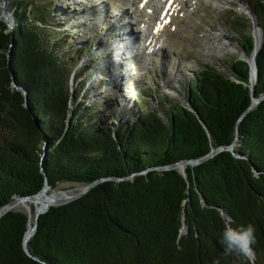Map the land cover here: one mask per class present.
Segmentation results:
<instances>
[{
	"label": "trees",
	"instance_id": "1",
	"mask_svg": "<svg viewBox=\"0 0 264 264\" xmlns=\"http://www.w3.org/2000/svg\"><path fill=\"white\" fill-rule=\"evenodd\" d=\"M248 4L251 24L264 35V0ZM59 8L52 0H12L14 33L0 20V209L42 189V166L50 184L135 177L105 180L80 199L51 207L28 242L32 257L23 248L27 214L8 212L0 219V264H264V100L239 123L234 151L186 166L187 179L176 169L156 170L234 143L238 120L264 95V41L255 90L246 60H234L227 73L205 65L181 90L184 101L159 94L160 109L146 108L116 126L101 121L112 116L116 100L106 99L104 109L81 101L94 62L77 74L85 76L81 86H71L86 52L66 56L68 46H59L57 29L68 22ZM226 22L250 59V21ZM248 224L256 234L254 259L225 256L223 229Z\"/></svg>",
	"mask_w": 264,
	"mask_h": 264
},
{
	"label": "rangeland",
	"instance_id": "2",
	"mask_svg": "<svg viewBox=\"0 0 264 264\" xmlns=\"http://www.w3.org/2000/svg\"><path fill=\"white\" fill-rule=\"evenodd\" d=\"M52 1L60 7L57 14L61 21L68 19L64 29H57L61 36L59 46H68L66 56L83 49L86 52L71 79L72 88H79L84 80L85 76L77 75L82 67L88 68L94 62L81 101L93 106L98 103L104 109L106 99L116 100L111 107L112 116L101 120L107 123L114 120L116 126L146 108L160 109L159 94L184 101L185 93L181 90L205 65L227 73L234 60L245 58L239 38L228 30L226 18L249 20L256 41L260 45L264 41L262 30L255 22L251 24L248 0ZM11 3L12 0H0V20L5 21L6 10L9 23L14 24L13 12L9 10ZM54 22L57 25L60 20L54 17ZM70 29L72 35H66ZM131 39L132 43L125 48ZM112 46H116L115 51ZM107 66L110 72L103 76L100 70ZM100 81L102 85L97 89ZM78 187L61 183L57 189L76 192L74 188ZM35 208L27 202L17 210L26 211L32 223ZM249 258L253 260L254 256Z\"/></svg>",
	"mask_w": 264,
	"mask_h": 264
},
{
	"label": "water",
	"instance_id": "3",
	"mask_svg": "<svg viewBox=\"0 0 264 264\" xmlns=\"http://www.w3.org/2000/svg\"><path fill=\"white\" fill-rule=\"evenodd\" d=\"M248 11L249 13L251 14V17H253V13L251 11L250 8H248ZM7 12L5 10L4 12V18H5V21L8 25V27L11 29V31L14 33V24H10L8 19H7ZM254 23V22H253ZM254 32L255 30L252 31V36L254 38V41H255V35H254ZM14 37V35H12ZM263 44H261L258 48L256 46V42H255V48H254V52L251 56V59H246V58H242L243 60H246L250 66V82H252V76L254 78V81L253 83H251V86H252V89L255 90V87H256V84L258 83V75H257V66H256V56H257V53L258 51L261 49ZM12 86L23 93V95L25 96V100L27 101V95H26V92L25 90H23L21 87H18L17 84L15 83V81H13L12 83ZM254 92V91H253ZM264 100V95L260 96L258 99H253L252 101V104L249 106V108L242 114V116L240 117V119L238 120V123L236 125V138H235V141L234 143H232L231 145L229 146H222V147H219V148H214L210 151L209 154H207L206 156L202 157V158H199V159H192V160H184V161H181V162H177L175 164H172V165H169V166H165V167H158L156 168V170H160V171H164V170H171V169H176L178 170L185 179H187V176H186V173H185V168L186 166L188 165H192V166H195V165H198V164H201L209 159H211L212 157H214L215 155H217L218 153L222 152V151H234V147L238 144V141H239V123L241 122V120L250 112L252 111L253 109H255L257 107V105L262 102ZM25 106H27L25 104ZM190 110H192L190 108ZM46 154L47 152L44 150V153L42 154V157L41 159H45L46 157ZM149 170H152V169H148L140 174H144L146 172H148ZM41 172L44 176V185L42 187V189L37 193V194H34V195H30V196H21V197H16L13 199V201L9 202L7 205H5L3 208L0 209V219L3 218V216H5L8 212L10 211H14V210H17V206L19 203L21 202H33V203H41V202H44L45 199L41 196V192H44L47 188L51 189L52 191H55V192H61V193H66V192H69V190L67 189H57V186L59 185L58 183H55V184H50L49 183V180H48V176L47 174L45 173V171L43 170V166L41 168ZM135 177V174H132L131 176L127 177V178H102L100 180H97L93 183H90L88 185H84V186H80L78 188H74L76 189L77 191L72 193V194H65L63 195L62 197H55L53 199H51L49 202H48V205L44 208V209H38L36 212H35V216L32 220V223L30 222V217L28 215L27 212H24L25 214H27L28 216V229L24 235V238H23V248H24V251L26 252V254H28L29 256L32 257L29 249H28V242L31 240V238L34 236V234L36 233L37 231V227H38V223H39V217L42 215V214H45L49 211V209L51 207H59V206H64V205H67L71 202H74L78 199H80L81 197H83L84 195H86L88 192H90L95 186H97L98 184H100L101 182L105 181V180H110V179H113V180H117V181H122V180H125V179H133ZM19 211V210H18ZM23 212V211H22ZM32 225V226H31ZM188 231V227L186 225V223H184L183 225V228L181 230V233H187ZM252 255H253V252H252Z\"/></svg>",
	"mask_w": 264,
	"mask_h": 264
},
{
	"label": "clouds",
	"instance_id": "4",
	"mask_svg": "<svg viewBox=\"0 0 264 264\" xmlns=\"http://www.w3.org/2000/svg\"><path fill=\"white\" fill-rule=\"evenodd\" d=\"M219 243L225 256H250L252 254V245L256 243L255 229L251 224L241 225L236 228L227 225L220 235Z\"/></svg>",
	"mask_w": 264,
	"mask_h": 264
},
{
	"label": "bare ground",
	"instance_id": "5",
	"mask_svg": "<svg viewBox=\"0 0 264 264\" xmlns=\"http://www.w3.org/2000/svg\"><path fill=\"white\" fill-rule=\"evenodd\" d=\"M115 25V24H114ZM132 41H133V39H131V42H129L128 44H126L124 47L126 48L127 46H129L130 45V43H132ZM258 41V42H257ZM257 41H256V39H255V42H256V46H257V48L260 46V42H259V40L257 39ZM112 48H113V50L115 51L116 50V46H112ZM101 72H102V75L104 74L105 75V73H108V72H110V69H109V67L107 66V69L106 68H103L102 70H100ZM101 72H100V75H101ZM103 75V76H104ZM108 75V74H107ZM252 78H253V76H252ZM103 79V78H102ZM49 190H51V189H49V188H47L44 192H41V196L45 199V201L44 202H41V203H33V202H29V203H33L36 207H37V209L35 208L34 209V211L36 212L38 209H44L47 205H48V202L51 200V199H53V198H55V197H62L63 195H65V194H67V195H69V194H72V193H74V192H72V191H69V192H66V193H61V192H55V191H49ZM25 203H27V202H21V203H19L20 205L22 204H25ZM18 204V206H20ZM18 206H17V208H18ZM24 212H26V211H24ZM29 215V214H28ZM34 216H35V214H34ZM30 217V216H29ZM34 218V217H33Z\"/></svg>",
	"mask_w": 264,
	"mask_h": 264
},
{
	"label": "snow or ice",
	"instance_id": "6",
	"mask_svg": "<svg viewBox=\"0 0 264 264\" xmlns=\"http://www.w3.org/2000/svg\"><path fill=\"white\" fill-rule=\"evenodd\" d=\"M158 30V29H157Z\"/></svg>",
	"mask_w": 264,
	"mask_h": 264
}]
</instances>
